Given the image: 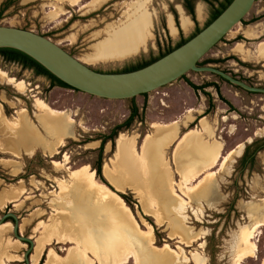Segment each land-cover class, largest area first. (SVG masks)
<instances>
[{
	"label": "rangeland",
	"instance_id": "obj_1",
	"mask_svg": "<svg viewBox=\"0 0 264 264\" xmlns=\"http://www.w3.org/2000/svg\"><path fill=\"white\" fill-rule=\"evenodd\" d=\"M4 1L6 0L0 2V8ZM94 2L95 0H81L73 5L72 2L65 0L63 3H59L58 0H12L0 17V25L43 35L97 71L120 72L148 62L165 52L167 48L176 46L182 39L190 38L197 27L200 29L205 27L213 8L218 6L217 3L212 5L203 0H195L192 16L183 6V0H105L93 5ZM199 3L203 6L201 19L196 15V6ZM178 5L193 21L191 29L187 32L181 29ZM138 14L146 15L149 21L146 46L119 59L100 58L95 61L91 59L97 51L96 47L111 39L115 28L126 23L132 15ZM167 14L173 15L178 29L175 37L170 35L167 28ZM263 56L264 0H256L244 20L233 27L201 61L219 60L205 65L215 66L249 85L264 88ZM0 69L6 71L9 76L27 83L26 91L20 92L0 77V110L8 118L15 119L19 115L18 112L24 108L33 127L52 140L39 119L40 112L34 102L35 97H39L50 103L53 108L65 111V119L70 116L74 120L70 137L54 156L38 148L33 153L24 151L19 159L1 152L0 149V158L12 162L8 165V162L0 160V199L5 195H12L11 188L19 187L20 183H23L29 197L24 198L26 202L19 207L12 203L2 207L0 222L4 218L3 222H9L14 226L15 220L12 216H15L19 236L29 238L32 242L30 244L18 239L13 229H9L5 237L17 241L18 243L13 246L18 245V248L8 252L10 255L19 256L21 260L15 263L6 260V264H33L31 255L41 231L35 233L37 237H30L34 235L40 221L50 222L54 214L51 202L61 196L58 182L62 180L72 185L70 169H77L83 165H89L96 172L97 181L116 191L130 208L138 223V229H135L136 232L129 231L127 238L128 243L136 250L141 264H158L157 257L162 254L155 251L154 247H161L164 244L171 247L168 251L175 257L174 264H233L244 231L256 221H264V147L256 153L252 166L247 165L242 169L240 163L246 147L254 141L264 139V95L246 92L208 72L191 71L186 74V79L180 78L163 88L147 93L146 96L106 100L77 90L51 86L45 77L35 74L32 69L25 68L19 63L5 60L1 54ZM186 80L196 85L215 82L220 93L213 86L195 92ZM134 106L138 108V112L133 121L128 127H123L114 134L117 126L128 119ZM172 121H178V138L190 129H210V134H204L196 139L190 137L186 142L187 147L196 142L208 145L210 141L217 140L221 146L220 160L232 149H236V153L213 179L208 180L200 190L189 193L191 203L183 209L184 211L179 214L168 212L164 222L160 224L153 215L144 211L139 196L129 190L130 188H125L124 192L115 189L105 174L104 165H110L112 162L110 166H116L121 175H124L132 165L148 195L160 200L165 196L170 197L167 186L155 179L149 180L143 175L142 168L137 169L136 163H131L130 159L127 158L125 163L123 159L115 163L112 159L120 134H126L129 139L134 138L135 147L140 149L146 135L155 134L156 128H152V123L168 124ZM1 135L5 140L6 137L0 133V141ZM109 135L112 136L111 139L107 137ZM154 137L155 135L152 138ZM175 147L177 146L165 149L167 168L171 171L173 182L180 181V175L175 172L177 167L182 169L187 167L182 171L185 175L199 170L203 172L218 170L219 164L214 168H207L212 158L198 156V160L194 161V156L184 146L177 153ZM64 155L69 156V163L60 168L53 164L54 160L62 161ZM99 163L100 174L97 172ZM15 168L19 169L16 174ZM121 169L125 171L122 172ZM121 179L123 177L119 176L115 181L121 182ZM124 183H131V178L126 177ZM179 185L185 189L183 183ZM73 188L75 189V186ZM74 189L70 193V197L73 195L74 199L69 210L83 215L96 236L99 235L98 229L102 223L103 235L111 237L113 230L109 220L102 221L92 215L88 208L89 204L85 200L82 201ZM81 205L83 208L80 210ZM38 212L42 214H37ZM23 223L25 226L23 232H20ZM176 224L182 226L188 233L184 241L174 235L177 231ZM149 226L153 228L154 244L145 242L141 235ZM254 241L257 246L256 257L246 259L242 264H261L263 261L264 225L256 232ZM69 246L70 244L54 245L61 256L67 255L66 248ZM49 248L51 247L48 246L43 251L38 264H47ZM0 252V264H5L2 248ZM133 257L129 264H135Z\"/></svg>",
	"mask_w": 264,
	"mask_h": 264
},
{
	"label": "bare ground",
	"instance_id": "obj_2",
	"mask_svg": "<svg viewBox=\"0 0 264 264\" xmlns=\"http://www.w3.org/2000/svg\"><path fill=\"white\" fill-rule=\"evenodd\" d=\"M58 1L59 3H63L64 0ZM65 1H70L73 5H76L81 0ZM104 1L105 0H95L93 5L100 4ZM190 24L192 25L191 19L185 18L182 22V26L185 29H187ZM148 28L149 21L146 15H132L126 23L114 29L109 41H105L104 44H100L96 47L97 51L91 59H94V61L100 58L119 59L136 52L145 45L148 36ZM152 35L153 34H151V36ZM0 77L16 87L20 92H24L27 89V83L25 81L17 80L9 76L8 73L2 69H0ZM34 102L36 109L40 112L39 119L52 140L46 138L33 127L26 109H21L18 112L19 115L15 119L8 118L2 110H0V133L6 137V139L3 140L1 135V152L19 158L24 151L33 153L36 149L42 148L48 151L51 156H54L58 153L59 148L66 144V139L70 137L72 133L73 118L68 116L65 119V111L53 108L50 103L39 97H35ZM151 126L152 128H156L155 137L152 138L154 136L153 134H147L140 149L135 147L134 138L129 139L126 134H120L116 141L117 148L112 161L115 163L123 159L125 163L127 158L130 159L129 161H131V163H136L137 169L142 168L143 175L149 180L155 179L164 186H167L170 190V197L165 196L164 199H161V202L159 198L157 199L156 197L148 195L147 190L143 188V182L139 179L140 177L136 176L133 171L134 168H132V165L131 167L128 166L131 169L124 170V175H121L116 166H110L112 163L110 160V165H104V171L117 191L124 192L125 188H130L129 190H132L139 196L140 201L144 205V211L153 215L155 220L161 224L164 222L165 215L168 212H176V214L181 213L182 210L191 203L189 193L200 190L208 180L213 179L217 172L223 169L228 160L236 153V149L228 151L220 160L221 146L217 140L210 141L208 145L196 142L187 147L186 142H188L190 137L196 139L199 138V136H204V134H210V129L208 128H204L203 130L190 129L178 138V121H172L168 124L154 122ZM175 145L177 146L175 147V153L182 150V146H184L187 151L194 156V161L198 160V156L212 158L207 168L211 169L219 164L218 170H209L206 172L199 170L185 175L182 171L187 167L183 169L182 167H177L175 172L180 175V181L178 183L176 181L173 182L172 176L170 175L171 171L167 168L168 162L165 158V149ZM238 148H240V145ZM0 160L2 159L0 158ZM4 162H8V165L12 163L11 160ZM66 163H69L68 155H64L62 161H53V164L59 168ZM187 164L188 167H190V164ZM125 168L127 167L125 166ZM18 170L17 168L14 169L15 174ZM121 170L124 172L123 169ZM69 173L72 185L62 180L58 182L60 188L59 194L61 196H58L51 202L54 214L50 222L45 223L40 221L34 230V235L30 237H37L35 233L41 231V235L36 238V246L31 255L33 264L39 263L43 251L46 250L48 246L51 248H49L47 255V264H67L66 262H69V264H129L133 256L135 260L134 263L141 264L136 250L131 243H128L127 238L129 231L136 232L135 229H138V223L134 219L130 208L123 198L107 185L97 181L95 177L96 172L91 169L89 165H83L77 169H70ZM119 176H122L123 179H121V182H116L115 180H117ZM126 177L131 178V183H124ZM179 183H183L185 189L181 188ZM73 186H75V189ZM72 188L76 190L77 195H79L82 201L85 200L86 203L89 204L88 208L92 215L97 216L99 219H102V221L105 219L109 220L113 230L111 237L103 235V225L101 222L100 228L98 229L99 235L96 236L93 228L87 225L83 215L81 216L79 213L76 214L69 210L73 205L72 200L74 199L73 195L70 197V193L73 190ZM11 190L13 192L11 193L12 195L8 194V196L5 195L3 199H0V209L7 203H12L15 207H19L26 202L25 199H29L28 195H26L28 191L25 190L23 183H20L17 188H11ZM82 208V205L79 206L80 210ZM37 214L42 213L38 212ZM3 220L0 222V248H2V254L4 255L2 257H4V263L6 260L9 263H15L21 259H19V256L10 255L8 251L17 250L18 245L15 247L13 245H16L18 242L13 241L11 238L6 239L8 236L5 237V233L9 229H13L14 226L9 222H3ZM262 225H264V221L258 220L254 222L249 229L244 231L242 242L238 248L233 264H242L244 260L256 257L257 246L254 238L256 232ZM24 226L25 223L21 225L20 232H23ZM175 228L177 230L176 233H174V235L176 234V238L184 241L188 234L187 231L179 224H176ZM152 232L153 228L151 226L141 232L145 242L147 241L150 244H154ZM15 236L20 240L21 237H23L21 235L19 236L18 231ZM55 244H70V246L66 248V250H68L67 255L61 256L57 251V247H54ZM154 249L162 254L160 257H157L159 259L158 264L175 263V257L168 251V249H171L168 244H164L161 247L155 246ZM261 264H264V258Z\"/></svg>",
	"mask_w": 264,
	"mask_h": 264
},
{
	"label": "water",
	"instance_id": "obj_3",
	"mask_svg": "<svg viewBox=\"0 0 264 264\" xmlns=\"http://www.w3.org/2000/svg\"><path fill=\"white\" fill-rule=\"evenodd\" d=\"M256 0H232L207 26L185 43L152 63L128 72H100L84 64L51 39L33 31L0 25V49L18 50L74 90L106 100H126L156 91L188 72H208L250 93L264 88L247 84L212 65H198L203 57L249 14ZM244 147V146H243ZM13 232L18 231L16 217ZM4 219V218H3ZM32 244L31 239L21 237Z\"/></svg>",
	"mask_w": 264,
	"mask_h": 264
},
{
	"label": "trees",
	"instance_id": "obj_4",
	"mask_svg": "<svg viewBox=\"0 0 264 264\" xmlns=\"http://www.w3.org/2000/svg\"><path fill=\"white\" fill-rule=\"evenodd\" d=\"M194 1L195 0H183V6L188 11V13L191 14L192 16L194 15ZM203 1H206V2H208L210 4H212V5H214V3L218 4V6L213 8L211 16H210L207 24L205 25V26H207L210 22H212L228 6V4L232 0H203ZM11 2H12V0H6V1H4L1 4L0 17L2 15L3 11L6 10L7 7L11 4ZM200 30L201 29L197 27L195 33L191 37H193L195 34H197ZM190 38L182 39L180 42H178L176 44V46L167 48V50L165 52L160 54L158 57H154L153 59H151L148 62H144V63L138 65L135 68L124 70V71H120V72H128V71H132V70H136V69L142 68V67L152 63L153 61L159 59L160 57L166 55L167 53L171 52L175 48H177L180 45H182L183 43H185ZM0 54L2 55V57L5 60L19 63L25 68L32 69L35 72V74L48 78L51 81V86H55L56 85V86H60V87H64V88L73 89L70 86H68L67 84H65L62 81H60L59 79H57L55 76H53L49 71H47L44 67H42L35 60H33L32 58H30L29 56H27L26 54H24V53H22V52H20L18 50H14V49H10V48H1L0 49ZM217 61H219V60H203V61H200L198 63V65H205L207 63L217 62ZM182 78L186 79V75L182 76ZM220 79L225 81L222 78H220ZM186 82L188 83V85L195 92H198V90H204L207 87L213 86V87L216 88L217 92L220 93L219 92V86L215 82H207V83H205L203 85H196V84L192 83L189 80H186ZM205 94L209 95V93H207V92H205ZM146 95H147V93L143 94V96H146ZM132 99H134V98H132ZM137 112H138V108L136 106H134L131 109V113H130L128 119L125 120V122L122 125L117 126V128L114 131V134L116 133L117 130H120L123 127H128L130 125V123L133 121L134 117L137 115ZM107 137L109 139L112 138L111 135H109ZM263 147H264V139L254 141L250 145H248L246 147V149H245V152H244L241 160H240L241 168L244 169L247 165H251L252 166V164L255 161L256 153L258 151H260L261 149H263ZM97 172H98V174H100V163L97 165Z\"/></svg>",
	"mask_w": 264,
	"mask_h": 264
},
{
	"label": "crops",
	"instance_id": "obj_5",
	"mask_svg": "<svg viewBox=\"0 0 264 264\" xmlns=\"http://www.w3.org/2000/svg\"><path fill=\"white\" fill-rule=\"evenodd\" d=\"M2 0H0V2H1ZM24 1V0H23ZM200 7V8H199ZM177 8H178V11H179V15H180V25H181V29L183 30V31H185V32H187V31H189L190 29H191V27H192V25H193V21H192V25L190 24V26L187 28V29H185L183 26H182V22H183V20H185V18L186 19H189L190 20V17L188 16V15H186L185 13H184V10L181 8V6H177ZM183 11V12H182ZM200 12V13H199ZM182 13V14H181ZM168 15H169V17H168ZM171 15V16H170ZM183 15V16H182ZM196 15H197V18H199V19H201L202 18V16H203V6H202V4H197V6H196ZM173 15L172 14H167V28H168V30H169V33H170V35L171 36H173V37H175L176 35H177V33H178V29H177V27L175 26V22H174V18L172 17ZM182 18V19H181ZM168 20H169V23H168ZM170 25V26H169ZM171 30H172V32H171ZM174 32V33H173ZM191 109L189 110V113H191ZM191 122V121H190ZM189 123V122H188ZM182 125V127H185L184 126V124H181Z\"/></svg>",
	"mask_w": 264,
	"mask_h": 264
},
{
	"label": "flooded vegetation",
	"instance_id": "obj_6",
	"mask_svg": "<svg viewBox=\"0 0 264 264\" xmlns=\"http://www.w3.org/2000/svg\"><path fill=\"white\" fill-rule=\"evenodd\" d=\"M46 78V77H45ZM48 81H49V83H50V85H51V81L48 79V78H46ZM56 86V85H55Z\"/></svg>",
	"mask_w": 264,
	"mask_h": 264
}]
</instances>
